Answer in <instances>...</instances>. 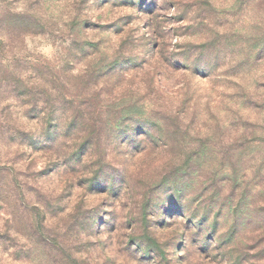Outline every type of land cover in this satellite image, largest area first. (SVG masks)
Segmentation results:
<instances>
[{"label": "rangeland", "instance_id": "rangeland-1", "mask_svg": "<svg viewBox=\"0 0 264 264\" xmlns=\"http://www.w3.org/2000/svg\"><path fill=\"white\" fill-rule=\"evenodd\" d=\"M264 0H0V264H264Z\"/></svg>", "mask_w": 264, "mask_h": 264}, {"label": "trees", "instance_id": "trees-1", "mask_svg": "<svg viewBox=\"0 0 264 264\" xmlns=\"http://www.w3.org/2000/svg\"><path fill=\"white\" fill-rule=\"evenodd\" d=\"M257 215L260 217L259 221L264 224V206L258 207Z\"/></svg>", "mask_w": 264, "mask_h": 264}]
</instances>
